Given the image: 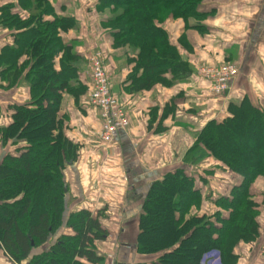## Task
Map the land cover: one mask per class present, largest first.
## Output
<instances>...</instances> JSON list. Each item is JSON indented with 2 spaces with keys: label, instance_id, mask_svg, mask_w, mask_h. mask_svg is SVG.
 I'll use <instances>...</instances> for the list:
<instances>
[{
  "label": "trees",
  "instance_id": "1",
  "mask_svg": "<svg viewBox=\"0 0 264 264\" xmlns=\"http://www.w3.org/2000/svg\"><path fill=\"white\" fill-rule=\"evenodd\" d=\"M19 1L28 14L24 18L11 12V3L2 7L0 23L18 32L14 45L2 48L0 67L11 86L26 82L31 97L14 104L11 123L0 127L3 144L11 140L17 145L0 161V253L17 264L28 259V264H104L95 243L109 236L103 224L106 208L69 212L64 189V170L76 161L78 147L59 117L62 94L77 96L87 88L79 79L80 55L60 36L61 30L76 27V21L51 0ZM97 1L98 9L109 14L104 25L114 47L129 45L139 51L129 75L132 90L168 84L165 73L186 67L160 26L163 22L171 17L202 20L208 15L199 10L204 0ZM229 110L230 116L210 121L198 133L186 161L200 163L212 156L241 181L216 200V221L205 215L187 216L192 206L210 197L194 187V177L183 168L153 181L142 202L136 240L140 258L133 264H200L214 250L220 253L221 264H236L239 244L260 237V213L250 188L264 176V111L248 98L231 104ZM254 127L252 136L248 129ZM47 243L45 250L31 255Z\"/></svg>",
  "mask_w": 264,
  "mask_h": 264
},
{
  "label": "crops",
  "instance_id": "2",
  "mask_svg": "<svg viewBox=\"0 0 264 264\" xmlns=\"http://www.w3.org/2000/svg\"><path fill=\"white\" fill-rule=\"evenodd\" d=\"M51 1L64 6V15L76 21V27L61 30L60 36L64 43H73L74 51L80 55L79 79L87 87L77 96L64 92L59 111L65 133L78 147L76 161L67 164L64 174L68 188H77L75 195L81 205L70 206L69 212L82 207L93 212L106 208L103 224L109 236L96 241L97 251L105 257L104 264H133L140 258L136 240L141 198L153 181L183 168L187 176L194 177L195 188L210 193L206 194L211 201L207 202L204 214L215 215L219 211L216 200L242 179L212 156L200 163L186 161V157L207 123L231 115V104L248 98L264 111V0H204L199 6L200 11L208 13L204 19H167L160 26L186 67L183 72L165 73L168 84L160 82L141 90H132L128 84L135 65L133 59L139 51L129 45L114 47L110 31L104 25L109 14L98 9L97 0ZM9 3L13 14L28 16L19 0H0V16L2 7ZM16 32L0 23V52L5 45H14ZM97 53L110 74L113 93L123 100L130 118V127L117 132L106 148L100 138L98 110L90 102L89 63ZM224 62L235 63L239 73L228 90L215 95L211 91L212 82L203 76L201 69ZM1 71L2 67L0 127H6L12 121V106L29 102L31 96L26 82L11 86ZM16 146L11 140L6 144L0 140V161ZM262 178L255 179L250 191L254 200L262 198L257 209L264 212V195L255 194L264 190L256 188ZM102 198L108 207L100 205L98 200ZM196 209L191 208L193 212ZM54 240L50 238L49 243ZM49 243L33 249L31 255L45 250ZM235 254L236 264H264V222L260 237L254 242L240 243ZM28 262L29 259L22 264ZM0 264L17 263L1 252Z\"/></svg>",
  "mask_w": 264,
  "mask_h": 264
},
{
  "label": "built area",
  "instance_id": "3",
  "mask_svg": "<svg viewBox=\"0 0 264 264\" xmlns=\"http://www.w3.org/2000/svg\"><path fill=\"white\" fill-rule=\"evenodd\" d=\"M201 73L212 82V93L221 95L230 88L238 76L239 69L235 63L224 62L203 67ZM89 75L92 80L90 102L98 110L101 122L100 138L106 148L113 143L117 132L130 127V118L123 100L112 91L110 74L99 53L90 59Z\"/></svg>",
  "mask_w": 264,
  "mask_h": 264
},
{
  "label": "rangeland",
  "instance_id": "4",
  "mask_svg": "<svg viewBox=\"0 0 264 264\" xmlns=\"http://www.w3.org/2000/svg\"><path fill=\"white\" fill-rule=\"evenodd\" d=\"M78 0H75V2H77ZM107 69V68H106ZM256 131H257V129L254 127V128H252V129H248V134H251L252 136H254L255 134H256ZM253 147V146H252ZM66 184L69 186V183L68 182H66ZM256 188H264V178H262V180H259L257 183H256ZM68 189V192H67V202L69 203V207L70 206H73V205H81V200L79 199V197H77V195H75L76 194V191H77V188H67ZM89 188H87V190H88ZM124 189V188H123ZM145 189V188H144ZM147 189V188H146ZM145 189V190H146ZM204 193H206V194H210V193H208L207 191H205V190H203L202 188H200ZM208 189V188H207ZM144 190V191H145ZM259 190V189H258ZM88 192H89V190H88ZM89 193H91V192H89ZM264 190L263 189H261V191L259 190V192H256L255 194H261V196H263L264 194ZM93 193H91V195H92ZM209 196V195H208ZM97 198H101L100 196H98ZM144 198V197H143ZM143 198H141V202H143ZM208 198V197H207ZM212 198V197H211ZM213 199V198H212ZM252 200H254V198H252ZM256 200H258V201H256ZM209 201H211V199L209 200V199H207L206 201L204 200V203H202V204H199L198 203V207H197V209H196V211L195 212H193L192 210H191V208H190V210H189V212H188V214H187V216L189 217V216H193V215H205L206 217H207V220H210V221H215V219H216V217H215V215H212L213 213H209V214H204V212H206V206H207V202H209ZM262 201V198L260 197L259 199H256L255 198V200H254V202H256L257 204H259L260 202ZM83 202V201H82ZM98 202H100V205H103V206H109L108 205V203H106V201H104V199L102 198V199H99L98 200ZM258 206V205H257ZM257 208V207H256ZM258 211H260V212H262L261 213V215L263 216V222H264V212L262 211V210H258ZM218 212V211H217ZM259 212V213H260ZM226 214H228V212H226ZM214 218V219H213ZM261 221V224L263 225V222ZM158 223V225L160 224V221H158L157 222ZM262 225H261V227H262ZM108 227V226H107ZM61 231L63 232V233H65V232H67V229L66 228H63V230L61 229ZM200 264H221V258H220V253L218 252V251H211V252H208V254H206V255H204L203 256V259H202V261H201V263Z\"/></svg>",
  "mask_w": 264,
  "mask_h": 264
},
{
  "label": "water",
  "instance_id": "5",
  "mask_svg": "<svg viewBox=\"0 0 264 264\" xmlns=\"http://www.w3.org/2000/svg\"><path fill=\"white\" fill-rule=\"evenodd\" d=\"M67 188H68V185L65 184V185H64V189H65V191H67Z\"/></svg>",
  "mask_w": 264,
  "mask_h": 264
}]
</instances>
